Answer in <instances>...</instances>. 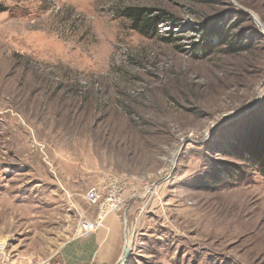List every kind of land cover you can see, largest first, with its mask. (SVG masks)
Segmentation results:
<instances>
[{"label": "rangeland", "instance_id": "1", "mask_svg": "<svg viewBox=\"0 0 264 264\" xmlns=\"http://www.w3.org/2000/svg\"><path fill=\"white\" fill-rule=\"evenodd\" d=\"M256 20L264 0H0V246L55 255L114 174L118 264H264V177L235 156L264 119Z\"/></svg>", "mask_w": 264, "mask_h": 264}, {"label": "built area", "instance_id": "2", "mask_svg": "<svg viewBox=\"0 0 264 264\" xmlns=\"http://www.w3.org/2000/svg\"><path fill=\"white\" fill-rule=\"evenodd\" d=\"M129 183L130 179L127 176L107 174L99 182L88 187L83 198L89 207L95 208V212L90 218L86 211L78 213L80 218L74 234L88 235L103 224L109 213L122 211L125 207V192ZM53 259V255L25 259L5 250L4 245L0 246V264H55Z\"/></svg>", "mask_w": 264, "mask_h": 264}, {"label": "crops", "instance_id": "3", "mask_svg": "<svg viewBox=\"0 0 264 264\" xmlns=\"http://www.w3.org/2000/svg\"><path fill=\"white\" fill-rule=\"evenodd\" d=\"M125 226L109 213L103 224L85 236L72 234L53 255L55 264H116L122 255Z\"/></svg>", "mask_w": 264, "mask_h": 264}, {"label": "trees", "instance_id": "4", "mask_svg": "<svg viewBox=\"0 0 264 264\" xmlns=\"http://www.w3.org/2000/svg\"><path fill=\"white\" fill-rule=\"evenodd\" d=\"M125 15L133 20L134 28L138 29L142 34L150 35L155 34L156 27L154 26L157 20L163 18L164 16H155V18H148L145 14V9L143 7H131L124 10ZM154 21V22H151ZM153 29L152 33L151 30ZM202 30V28H200ZM215 33L214 36L219 38L221 44L229 43L232 46V41L228 40L226 32L224 30L218 31L213 29ZM236 43L240 41L236 40ZM211 46V45H207ZM236 158L239 161L246 162L250 166L256 169V171L264 177V119H250V122L245 129L244 134H242L240 140V146L238 147L236 153Z\"/></svg>", "mask_w": 264, "mask_h": 264}, {"label": "water", "instance_id": "5", "mask_svg": "<svg viewBox=\"0 0 264 264\" xmlns=\"http://www.w3.org/2000/svg\"><path fill=\"white\" fill-rule=\"evenodd\" d=\"M256 23H257V25H258V27L264 32V25L259 21V20H256ZM128 233V227L126 226L125 227V234H127ZM124 255V251H123V253H122V256ZM121 256V257H122ZM117 264V263H116Z\"/></svg>", "mask_w": 264, "mask_h": 264}, {"label": "bare ground", "instance_id": "6", "mask_svg": "<svg viewBox=\"0 0 264 264\" xmlns=\"http://www.w3.org/2000/svg\"><path fill=\"white\" fill-rule=\"evenodd\" d=\"M124 249H125V247H124ZM126 252L124 251V254H125ZM117 264H118V262H117Z\"/></svg>", "mask_w": 264, "mask_h": 264}]
</instances>
